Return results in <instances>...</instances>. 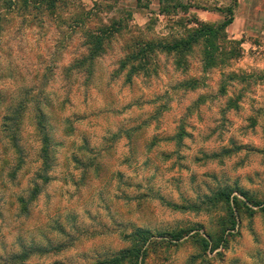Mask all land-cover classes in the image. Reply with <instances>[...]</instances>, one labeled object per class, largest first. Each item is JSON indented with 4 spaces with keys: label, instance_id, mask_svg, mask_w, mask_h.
<instances>
[{
    "label": "rangeland",
    "instance_id": "rangeland-1",
    "mask_svg": "<svg viewBox=\"0 0 264 264\" xmlns=\"http://www.w3.org/2000/svg\"><path fill=\"white\" fill-rule=\"evenodd\" d=\"M239 1L224 65L204 71L199 45L180 65L156 52L131 79L122 62L137 45L180 39L193 18L219 24L213 9L232 1L62 0L53 14L1 10L0 264H96L130 247L126 237L138 229L154 236L143 264H264V0ZM179 3L200 8L186 14ZM120 21L92 75L75 69L87 54L85 32ZM22 102L18 153L5 119ZM38 111L51 144L45 174ZM225 188L245 205L224 234L227 207L207 200ZM182 230L180 242L167 235ZM210 236L219 246L212 240L205 251L199 237ZM29 251L36 254L17 258Z\"/></svg>",
    "mask_w": 264,
    "mask_h": 264
},
{
    "label": "trees",
    "instance_id": "trees-1",
    "mask_svg": "<svg viewBox=\"0 0 264 264\" xmlns=\"http://www.w3.org/2000/svg\"><path fill=\"white\" fill-rule=\"evenodd\" d=\"M105 2H118L119 0H102ZM143 0H138V5L143 6ZM232 5L226 8H214L213 11L220 14L223 21L219 24H210L200 21L197 18H193L190 22V26L193 25L186 32V36L175 39L171 42H148L137 45L136 51L133 52L128 58L122 62V69L125 70L131 67L129 72V78L135 74L145 70L147 64L150 61V56L156 52L166 53L168 55H177L179 65L184 62V59L193 53L195 47L203 46L202 64L204 71L216 69L225 64L227 59H230L232 53L231 50L226 49V45L229 44V37L227 30L233 25L235 21V15L239 6L238 0H231ZM62 0H0V19L1 10L8 13H12L15 10H21L27 13L36 12V14H53L57 10V6ZM100 8V5H97ZM146 8V7H144ZM178 8L183 10L186 14L194 5H185L183 3L178 4ZM206 10V9H205ZM1 28V27H0ZM123 29L122 21L115 22L110 26H104L95 31L87 30L85 32V46L87 47V54L74 64L75 69H86L89 75H92V68L94 62L100 58L106 49V45L109 40L114 37L116 33H119ZM232 44V43H231ZM191 88L195 89V84L190 83ZM28 106L23 102L19 104L15 109H11L10 116L5 119L6 132L9 134V138L13 144V147L20 150V126L23 115L26 113ZM37 115V130L41 134V159L43 164V174L47 173L52 167L51 156V144L50 136L46 131L45 121L46 118L42 111H38ZM23 163L22 161H20ZM44 182H48L47 177H42ZM235 191L220 190L214 193L211 197H208V202L211 206L216 207L219 204L225 205L228 211V220L225 222L223 233L228 230H234L237 226V220L235 217L236 211H240L242 203L239 198L233 197ZM41 193V189L36 186L33 192L30 194L28 201L22 200L24 209L27 210L29 205L37 200ZM240 195L245 197L247 202L253 203L255 206H260L259 203L252 200V198L245 191H240ZM245 205V204H244ZM248 211L252 212L250 209ZM230 228V229H228ZM189 231H179L175 233L167 234L174 242H180L183 240ZM153 233L148 229H138L135 232L127 235V240L130 243V247L121 250L112 257L105 258L96 264H143L144 258L147 256V251L151 241L153 239ZM215 244L212 250L218 248L219 243H216L215 239L210 236L209 240L199 237L200 247L207 251L212 245ZM36 254L35 251H29L23 253L17 257L20 261L27 260L30 256Z\"/></svg>",
    "mask_w": 264,
    "mask_h": 264
},
{
    "label": "clouds",
    "instance_id": "clouds-1",
    "mask_svg": "<svg viewBox=\"0 0 264 264\" xmlns=\"http://www.w3.org/2000/svg\"><path fill=\"white\" fill-rule=\"evenodd\" d=\"M9 242H10V243H13V241H11V240H10Z\"/></svg>",
    "mask_w": 264,
    "mask_h": 264
},
{
    "label": "crops",
    "instance_id": "crops-1",
    "mask_svg": "<svg viewBox=\"0 0 264 264\" xmlns=\"http://www.w3.org/2000/svg\"><path fill=\"white\" fill-rule=\"evenodd\" d=\"M239 7H240V1H239ZM251 10H252V8H251Z\"/></svg>",
    "mask_w": 264,
    "mask_h": 264
}]
</instances>
